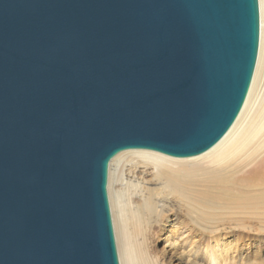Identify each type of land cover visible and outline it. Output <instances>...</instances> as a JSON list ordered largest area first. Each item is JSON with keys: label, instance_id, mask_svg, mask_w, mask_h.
I'll return each mask as SVG.
<instances>
[{"label": "water", "instance_id": "obj_1", "mask_svg": "<svg viewBox=\"0 0 264 264\" xmlns=\"http://www.w3.org/2000/svg\"><path fill=\"white\" fill-rule=\"evenodd\" d=\"M257 0H0V264H119L107 172L236 118Z\"/></svg>", "mask_w": 264, "mask_h": 264}, {"label": "rangeland", "instance_id": "obj_2", "mask_svg": "<svg viewBox=\"0 0 264 264\" xmlns=\"http://www.w3.org/2000/svg\"><path fill=\"white\" fill-rule=\"evenodd\" d=\"M259 142L260 137H257L248 143V150L259 147ZM134 163L114 167L113 176L108 178L116 254L122 264L123 243L113 199L115 191H119V176L122 171L125 175L131 169L144 171V179L153 189L154 202L159 201L163 208H158L162 210L159 217L145 214L143 218L133 219L137 220L135 223L128 221L132 223L128 224L133 233L132 242L140 249L138 264H264V152L247 159L226 160L225 165L219 166L226 185L208 191L209 196L202 200L197 199L195 190L205 189L203 179L192 182L187 188L195 190L175 194L171 188L162 186L163 180L151 176L149 166ZM255 168L256 174H250ZM122 190L137 194L132 187Z\"/></svg>", "mask_w": 264, "mask_h": 264}, {"label": "bare ground", "instance_id": "obj_3", "mask_svg": "<svg viewBox=\"0 0 264 264\" xmlns=\"http://www.w3.org/2000/svg\"><path fill=\"white\" fill-rule=\"evenodd\" d=\"M257 1L259 7V40L255 67L243 104L227 131L214 145L194 156L172 157L146 149H129L118 152L110 159L108 164L107 194L108 178L113 176L112 170L114 167L117 168L120 164L122 165L126 162H130L133 165L132 163L135 162L134 164L141 163L149 166L151 168V176L157 180H163L162 186L171 188L175 194L177 191L184 193L195 190L196 188H191L190 190H187V188L190 187L189 185L192 182L203 179L206 183L203 187L205 189L195 190L197 199L202 200L209 196L207 194L209 193L208 191L221 189L226 185L225 176L219 170V166L225 165L226 163L224 162L226 160L230 162L233 159H240V157L247 159L250 156L264 152V0ZM257 137H260V146L249 151L248 143L253 142ZM221 167L220 169H224ZM255 170L256 168L249 173L255 175ZM123 172L122 174L120 172L121 176H119V191L116 190V195L114 199L112 198L116 204H113V206L114 211L116 210L120 227L119 233L123 243L124 264H138L137 256H140V249L132 242L131 234L133 233L128 228V224L132 223L128 221L139 219L145 214H154L159 217L163 208L158 204L159 201L154 202V198L151 195L153 189L147 185L143 175L144 171L137 172L131 169L125 175ZM126 186L132 187V190H135L137 194L122 190ZM108 201L110 206L109 195ZM158 208H162V210H158ZM110 212L112 216L111 206ZM132 222L135 223L134 221ZM112 225L114 226V223ZM141 256L143 257V255ZM118 262L122 264V260L119 257Z\"/></svg>", "mask_w": 264, "mask_h": 264}]
</instances>
